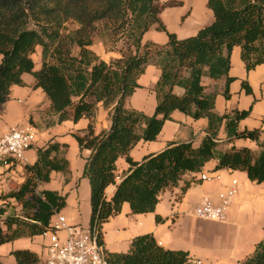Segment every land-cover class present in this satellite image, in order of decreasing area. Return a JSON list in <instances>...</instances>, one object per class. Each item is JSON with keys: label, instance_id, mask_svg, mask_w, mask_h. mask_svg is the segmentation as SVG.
Masks as SVG:
<instances>
[{"label": "trees", "instance_id": "trees-1", "mask_svg": "<svg viewBox=\"0 0 264 264\" xmlns=\"http://www.w3.org/2000/svg\"><path fill=\"white\" fill-rule=\"evenodd\" d=\"M173 0H0V104L12 85H23L21 75L30 73L49 100L56 122L81 117L88 120L83 134L74 133L80 148L90 150L83 175L90 183L89 231L102 246V226L118 214L124 202L132 213L154 210L160 193L174 187L186 173L199 172L210 160L214 169L244 171L249 180L264 184V143L257 129H238L248 110L234 109L222 114L214 110L216 91L206 92L202 77L223 78L222 94L229 97L230 54L240 48L248 71L264 63V0H208L213 19L194 34L177 37L167 30L159 14ZM68 23L74 26L68 28ZM154 27L167 35L164 44L143 41ZM100 35L108 50L119 56L103 60L92 49ZM121 43L117 47V43ZM41 47L39 68L31 55ZM148 64L160 74L153 87L157 103L147 115L129 108L125 100L138 87L137 78ZM242 86L251 92L246 82ZM182 88V93L174 91ZM111 108L110 128L95 134L93 121L97 104ZM174 110L194 119L206 118L204 136L197 146L189 141H170L161 151L145 154L135 161L131 148L140 140H155L163 123ZM227 139H250L260 149L231 145L220 149L221 124ZM66 145L57 141L36 148L37 158L25 165V178L17 189L0 194V244L20 237L42 234L52 215L65 206L57 191L39 189L52 171L67 174ZM124 156L127 172L116 182L115 161ZM116 184L111 197L105 189ZM188 183L182 187L184 191ZM19 205L13 210L11 201ZM12 208V209H11ZM16 264H41L29 249L11 252ZM109 264H200L184 250L165 249L151 233L135 236L125 253L105 252ZM240 264H264V238Z\"/></svg>", "mask_w": 264, "mask_h": 264}, {"label": "crops", "instance_id": "crops-1", "mask_svg": "<svg viewBox=\"0 0 264 264\" xmlns=\"http://www.w3.org/2000/svg\"><path fill=\"white\" fill-rule=\"evenodd\" d=\"M182 4L165 14V6L159 16L167 30L174 32L177 37L194 34L203 25L213 19V12L207 6L208 0H180ZM181 10H177L180 6ZM187 11L189 13L187 14ZM185 16L183 25L179 19ZM180 28L185 32L179 34ZM150 40L158 44L167 41V35L154 27L143 35V41ZM92 49L105 61L119 56L118 52H109L105 57L103 46L92 45ZM35 68L41 62V47L35 48ZM160 70L156 65L148 64L137 78L138 87L125 100L129 108L139 110L147 115L154 112L157 99L153 87L159 77ZM229 97L222 94L224 79L213 80L202 77L206 92L216 91L214 110L219 113L230 112L234 109L248 110L246 117L238 122V129H257L259 142L264 143V63L246 70L240 57V48L235 46L230 54ZM23 85H12L7 99L0 104V132L15 125L30 124L36 130L35 141L25 152V160L11 159L4 163L0 161V194L17 189L25 178V165H31L37 158L36 148L45 146L48 142L57 141L66 145L65 156L68 160L67 174L58 171L50 173L48 182L41 183L39 189L57 191L65 197V206L58 212L71 226L87 230L90 219V183L83 175V168L90 150L80 148L74 133L83 134L88 120L81 117L77 121L70 119L56 122L55 115L49 111V100L41 88L33 86L35 79L30 73L21 75ZM246 82L251 92L247 93L242 86ZM174 91L182 93V88L175 87ZM110 107L97 104L93 131L95 134L107 132L110 128ZM172 119L166 120L155 140L138 141L129 151L130 157L139 161L145 154L164 149L170 141H189L197 146L207 125L206 118L194 119L178 110L171 113ZM218 146L224 149L231 145L247 146L258 151V142L250 139H227L224 122L218 133ZM215 160H210L199 172L186 173L174 187L163 190L159 200L151 212L132 213L127 202L121 211L111 216L102 226V249L110 253H125L129 250L135 236L151 233L160 246L171 250L187 251L193 261L200 264H240L253 253L256 244L264 238V184L249 180L246 173L232 169H214ZM116 182L127 172L129 164L124 156L115 161ZM201 173H207L211 178L200 180ZM232 179L237 182V193L228 209L225 222L205 220L196 217L192 211L203 196H210L217 202V192L227 186ZM188 183L183 191L182 187ZM116 184H110L105 189L107 198L111 197ZM14 209L19 205L13 200ZM5 203L0 200V204ZM55 218L52 215L50 221ZM67 230L59 231L60 238L66 237ZM46 239L40 235L20 237L0 244V264H16L11 254L16 249H29L41 259L44 255Z\"/></svg>", "mask_w": 264, "mask_h": 264}, {"label": "built area", "instance_id": "built-area-1", "mask_svg": "<svg viewBox=\"0 0 264 264\" xmlns=\"http://www.w3.org/2000/svg\"><path fill=\"white\" fill-rule=\"evenodd\" d=\"M36 130L30 124L15 125L0 132V161L11 159L25 160V152L35 141ZM211 178L201 173L200 180ZM237 182L232 179L223 189L217 192V202L210 196H203L193 208L192 213L201 219L225 222L228 209L237 193ZM67 230L68 234L60 238L59 231ZM46 239L41 264H109L102 246L96 242L89 229L85 230L66 223L60 213L50 221L48 228L41 234ZM160 245L161 242L157 241ZM197 262V261H196ZM199 263V262H197Z\"/></svg>", "mask_w": 264, "mask_h": 264}, {"label": "rangeland", "instance_id": "rangeland-1", "mask_svg": "<svg viewBox=\"0 0 264 264\" xmlns=\"http://www.w3.org/2000/svg\"><path fill=\"white\" fill-rule=\"evenodd\" d=\"M161 3H164V2H166V1H169V0H159ZM175 3H173L172 5H169V7H167V9H165L164 10V13L162 14V15H164L163 16V18H164V20H165V14H168V13H170L171 14V10H173L175 7H177V6H179L180 4H182V2L180 1V0H173ZM181 7H182V5L179 7V8H177V10L179 9V10H181ZM189 13V11H187V14ZM185 16H181V18L179 19V25H183V23H184V18ZM166 21V20H165ZM164 23H166L167 24V21L166 22H164ZM74 25L72 24V23H68V28H70V27H73ZM185 32V28H180V31H179V34H182V33H184ZM103 39L101 38V36L100 35H96L95 37H94V43L97 45H100V46H103V48L105 49V54H104V56L106 57L107 55H108V51L111 53V52H117L116 51V49H113V50H108L107 49V46H109V44L108 45H106L105 46V44L103 43ZM120 45H121V43L119 42V43H117L116 44V46L117 47H120ZM36 55H35V53H33L32 55H31V57H32V59H35L36 57H35ZM18 206V205H17ZM14 207H15V204L14 205H12V208H13V210L14 211H18V210H15L14 209ZM11 208V209H12ZM0 225L4 228V226L0 223Z\"/></svg>", "mask_w": 264, "mask_h": 264}]
</instances>
